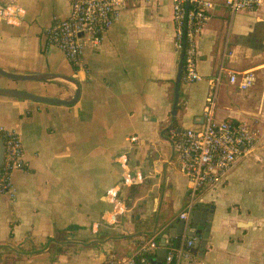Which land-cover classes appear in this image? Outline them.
I'll use <instances>...</instances> for the list:
<instances>
[{
  "label": "crops",
  "instance_id": "obj_1",
  "mask_svg": "<svg viewBox=\"0 0 264 264\" xmlns=\"http://www.w3.org/2000/svg\"><path fill=\"white\" fill-rule=\"evenodd\" d=\"M210 1L197 37L201 78L186 82L178 81L171 0H125L80 64L44 34L67 17L71 0H0V12L20 10L0 16V68L65 75L80 88L69 105L0 95V130L18 134L26 162L10 174L13 192H0V264H110L151 239L160 243L187 201L170 130L202 126L220 70L213 116L246 123L256 141L224 183L199 193L196 206L212 208L208 236L181 264H264V0L233 14L224 0ZM245 71L255 74L250 87L229 83V73ZM0 88L62 100L75 92L62 78L0 75ZM111 187L119 188L120 212Z\"/></svg>",
  "mask_w": 264,
  "mask_h": 264
},
{
  "label": "built area",
  "instance_id": "obj_2",
  "mask_svg": "<svg viewBox=\"0 0 264 264\" xmlns=\"http://www.w3.org/2000/svg\"><path fill=\"white\" fill-rule=\"evenodd\" d=\"M174 22L173 44L182 55L181 79L192 82L201 78L197 71V37L207 20L213 3L210 0H171ZM125 0H71L69 14L65 18L55 19L45 29V40L49 46L60 49L67 60L80 64L82 52L86 46L98 47L103 33L110 28L117 17L118 10ZM261 0H224V6L233 14L239 10H252L259 7ZM20 10L9 6L0 16L8 19L18 16ZM221 70L215 77L213 91L203 110L201 127H189L181 131L171 129L173 147L178 156L179 170L187 179V201L178 214L184 220L183 236L176 247L166 246L163 264H181L193 260L194 238L187 236L190 217L198 202L199 193L206 187H217L224 183L230 169L237 159L255 143L254 134L246 123H233L229 120H217L213 116L214 97ZM229 83L239 89H247L255 79L253 71L229 73ZM4 134L3 160L0 166V192H13L10 174L14 169L24 168L23 148L15 131L0 130ZM132 135L129 140L136 141ZM120 164H126V156L117 157ZM130 183L131 178L125 177ZM118 187L108 189L107 195L114 205V211H122L123 205L118 198ZM161 244L155 239L144 242L139 253L110 264H151L148 256L156 253Z\"/></svg>",
  "mask_w": 264,
  "mask_h": 264
},
{
  "label": "water",
  "instance_id": "obj_3",
  "mask_svg": "<svg viewBox=\"0 0 264 264\" xmlns=\"http://www.w3.org/2000/svg\"><path fill=\"white\" fill-rule=\"evenodd\" d=\"M182 74V55H181V61L179 66V73H178V81L181 78ZM0 75L5 76L7 78L13 79V80H26V81H43L46 79H52V78H62L65 80H68L72 82L75 85V92L74 95L70 99L62 100V99H56L51 98L47 96L37 95L34 93L21 91V90H15V89H5L0 88V95H8L11 97H17L22 99H29V100H35V101H41V102H47V103H56V104H64L69 105L74 103L78 96H79V85L78 82L65 75H58L53 73H46V74H18V73H12L8 71H4L0 68ZM3 141L0 138V166L3 160ZM212 212V208L207 207H201V206H195L191 213L190 217V227L187 231V236L194 238V244L192 248V252L194 253L196 250L201 251L206 243V238L208 236L209 231V223H206V219L210 216ZM183 228H184V220L178 219L171 225H166L160 235V244L162 247L156 250L155 257L151 258L150 262L151 264H163L164 258L166 255V246L169 244V241L171 240L174 246H178L182 236H183ZM204 230V231H203Z\"/></svg>",
  "mask_w": 264,
  "mask_h": 264
},
{
  "label": "trees",
  "instance_id": "obj_4",
  "mask_svg": "<svg viewBox=\"0 0 264 264\" xmlns=\"http://www.w3.org/2000/svg\"><path fill=\"white\" fill-rule=\"evenodd\" d=\"M0 138L3 139V140H5V139H4V134H3V132H1V131H0ZM155 240L159 242L158 238L155 239ZM168 245H169V244H168ZM153 257H155V254L148 256V259L151 260V258H153Z\"/></svg>",
  "mask_w": 264,
  "mask_h": 264
}]
</instances>
